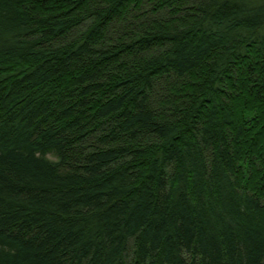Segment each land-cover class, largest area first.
<instances>
[{"label": "trees", "instance_id": "obj_1", "mask_svg": "<svg viewBox=\"0 0 264 264\" xmlns=\"http://www.w3.org/2000/svg\"><path fill=\"white\" fill-rule=\"evenodd\" d=\"M0 264H264V0H0Z\"/></svg>", "mask_w": 264, "mask_h": 264}]
</instances>
